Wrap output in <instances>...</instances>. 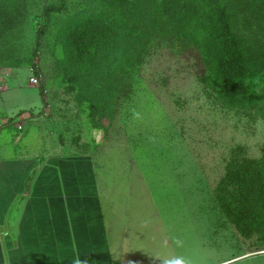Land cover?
<instances>
[{"label": "rangeland", "instance_id": "374dc122", "mask_svg": "<svg viewBox=\"0 0 264 264\" xmlns=\"http://www.w3.org/2000/svg\"><path fill=\"white\" fill-rule=\"evenodd\" d=\"M225 1L0 0V145L89 155L110 247L140 264H264L215 200L264 157V64L238 62L264 59V6L226 33Z\"/></svg>", "mask_w": 264, "mask_h": 264}, {"label": "crops", "instance_id": "0c3cea01", "mask_svg": "<svg viewBox=\"0 0 264 264\" xmlns=\"http://www.w3.org/2000/svg\"><path fill=\"white\" fill-rule=\"evenodd\" d=\"M28 140L0 145V264H140L105 235L91 157L39 153Z\"/></svg>", "mask_w": 264, "mask_h": 264}, {"label": "trees", "instance_id": "16d2710c", "mask_svg": "<svg viewBox=\"0 0 264 264\" xmlns=\"http://www.w3.org/2000/svg\"><path fill=\"white\" fill-rule=\"evenodd\" d=\"M252 1L253 0L225 1L221 8V12L217 16L218 24L220 27H224V32H229L233 25L231 21L239 16L236 9L239 11H241V9L248 11L254 5ZM255 4L261 9V7L264 6V0H256ZM58 10H60V7L55 5L47 6L44 9L43 14L45 16V23L37 30L36 45H39L40 39L46 31L51 12ZM235 12L237 14H235ZM210 15L211 19L214 18V14L211 13V10H207L205 18L209 19ZM239 52L238 62L245 67V71L247 68H252L257 62H262L264 64V59L253 61L251 60L252 58L246 56L245 51L242 49ZM243 56L245 58H243ZM24 112L23 110L17 114L20 115ZM28 118L29 117H24V120L26 121ZM235 165L234 161L231 160L229 169L217 184L215 189V200L229 221L235 224L240 232L250 234L252 231H257L262 244H264V157L254 164L261 169V176H259L260 171L258 169L255 170L253 167L249 166V164H244L245 166Z\"/></svg>", "mask_w": 264, "mask_h": 264}, {"label": "built area", "instance_id": "2783aa9c", "mask_svg": "<svg viewBox=\"0 0 264 264\" xmlns=\"http://www.w3.org/2000/svg\"><path fill=\"white\" fill-rule=\"evenodd\" d=\"M31 81H32V83L35 84V85L38 84V78H37V77H33V78H31ZM18 127H19V129H21V125H19Z\"/></svg>", "mask_w": 264, "mask_h": 264}]
</instances>
